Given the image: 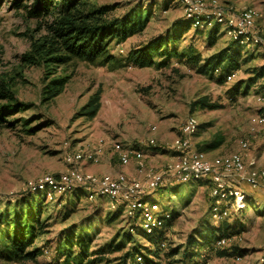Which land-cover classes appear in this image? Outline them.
Instances as JSON below:
<instances>
[{"label": "rangeland", "instance_id": "obj_1", "mask_svg": "<svg viewBox=\"0 0 264 264\" xmlns=\"http://www.w3.org/2000/svg\"><path fill=\"white\" fill-rule=\"evenodd\" d=\"M32 1L25 0L23 7L30 6ZM216 1L232 13L244 8L257 9L262 15L257 28L264 22V0ZM138 5L141 10L150 9V19L142 31L109 46L113 61L106 63L100 58L90 62L72 58L54 64L36 53L35 47L45 35L38 20L30 17L26 8H14L12 0H0V88L7 93L2 103L18 108L7 118L9 125L0 127V209L4 208L6 200L16 201L26 194H39L46 201L42 219L49 216L45 222L46 238L39 239L33 246L41 248L43 254L34 260L10 264H63V260H56L54 251L44 247L45 241L54 240L68 226L91 215L96 207L107 212L116 210L110 206L107 197L89 202L83 194L78 201L60 202V196L51 198L49 189L39 188L43 177L58 179L70 169L64 162L67 154L91 149L99 140L108 145L115 141L142 149L152 156L147 164L161 169L173 156L171 143L179 136L185 121L193 116L200 126L194 137L196 146L209 141L215 134L224 138V144L218 150L208 153L210 158L243 152L241 145L247 142L249 148L243 152L245 160H253L255 167L264 170V129L251 124L252 119L263 115L264 110L257 101L264 93V79L253 80L255 70L264 65L262 50L244 48L242 61L250 60L241 62L231 81L220 83L217 74L212 77L199 74L197 67L188 63V58L196 53L202 59L215 54L228 46L229 36L222 28L217 45L210 48L206 37L192 28L174 45L180 56L172 58L166 66L158 57L154 58L155 64L151 67L134 66L127 61L131 51L154 38L174 33L184 20L185 10L180 1L89 0L87 5L109 9V18L122 17ZM183 23L189 25L186 20ZM204 30L206 34L207 30ZM60 79L64 80L61 94L47 100L46 92L53 81ZM236 84L240 85L237 94L232 91ZM97 92L101 93V106L97 116L88 120L81 116V110ZM201 98H207L210 104L220 108L191 111V104ZM151 139H155V146H150ZM100 164L101 161L96 165L87 163L83 168L92 171ZM92 174L101 176L97 172ZM135 178L138 176L132 177ZM164 187L147 199L160 207V212L154 215L157 222L167 223L164 246L160 248V258L155 260L159 264H184L180 253L187 238L198 237L207 225L217 227L222 223L217 225L210 219L207 181L183 184L169 181ZM246 191L245 207L226 221L234 236L225 247L230 255L220 257L217 251L223 249L215 241L216 252L209 254L202 264H264V191ZM74 206L76 211L66 220L63 217L66 207ZM167 214L169 218H166ZM104 218L105 214L98 218L91 251L121 233L129 232L132 243L122 252L97 256L105 259L98 264H123L124 253L134 245L142 248L143 253L147 248L153 249L141 232L130 230L126 210L111 224ZM233 247L237 251H233ZM172 250L179 253L169 258ZM0 264L6 263L0 260Z\"/></svg>", "mask_w": 264, "mask_h": 264}, {"label": "trees", "instance_id": "obj_2", "mask_svg": "<svg viewBox=\"0 0 264 264\" xmlns=\"http://www.w3.org/2000/svg\"><path fill=\"white\" fill-rule=\"evenodd\" d=\"M25 0H12V6L16 9L26 8L30 17L38 20V24L45 32L37 46L36 53L42 58H49L51 63H64L72 58L94 62L102 58L103 62L113 61L109 54V46L114 42H124L129 37L142 31L150 19V9L141 10V5L131 9L119 18L107 16V8H89V0H33L31 5L23 7ZM165 4V1H164ZM189 22L185 25L183 21ZM175 28L174 33H167L150 40L145 46L131 51L127 61L140 68L151 67L155 64L154 58L158 57L163 66L169 64L172 58L179 57L174 45L192 29V21L184 18ZM180 30L177 32L176 30ZM197 33L206 37L208 47L217 45L222 29L215 25L212 29H195ZM244 48L237 41H229L226 48L202 59L198 53L188 58V63L197 67L199 74L217 76L218 81L224 83L227 78L234 74L240 67L241 62L250 59L242 56ZM251 58V57H250ZM254 81L264 79V65L255 70ZM64 80L53 81L50 89L46 92L47 100L54 99L61 94ZM240 85L236 84L232 91L239 92ZM100 92L90 98L82 108V117L93 120L100 109ZM7 93L0 88V127L9 125L7 118L13 116L18 108L16 105L3 104ZM196 108L216 110L218 105H212L207 98H201L191 104V111ZM264 115V110H263ZM200 126L198 127V129ZM35 132L34 130L30 131ZM197 134V133H196ZM195 134V136H196ZM224 144V138L215 134L209 141L197 145V149L203 153H211L218 150ZM157 148V147H156ZM165 189V187H163ZM161 188V189H163ZM160 189V190H161ZM82 189H74L60 196V202L79 200L83 196ZM45 198V197H44ZM39 194H26L16 201L6 200L4 208L0 209V260L6 264L34 260L43 253L41 248L33 247L39 239L47 236L44 219L43 204L45 199ZM74 207H66L63 217H71L75 212ZM125 204L116 206L114 212H107L101 207H96L93 213L80 222L68 226L54 240H46L44 247L55 252L57 261L63 260V264H98L105 259L97 257L106 253L122 252L127 244L132 243L131 234H118L112 241L105 243L95 251L92 250V242L96 232V225L101 214H105V221L111 224L122 216ZM130 221V230L141 232L151 242L153 249L147 248L144 253L142 248L131 246L123 255V264H138L141 258L143 264H159L156 258H160V248L163 246L167 234V223L156 225L150 233L141 231L139 223L140 213L134 212ZM138 223V224H137ZM226 231V232H225ZM218 235V236H217ZM231 226L223 222L214 227L207 225L204 233L198 237L189 236L185 247H182L181 258L184 264H202L212 252H216V242L220 239L233 238ZM216 241V242H215ZM227 247V246H226ZM217 251L220 257L229 256L225 247ZM206 250V253L202 251ZM233 251H237L235 247ZM179 251L172 250L169 258H173ZM96 256V257H95ZM94 257V258H93ZM92 258V259H91Z\"/></svg>", "mask_w": 264, "mask_h": 264}, {"label": "built area", "instance_id": "obj_3", "mask_svg": "<svg viewBox=\"0 0 264 264\" xmlns=\"http://www.w3.org/2000/svg\"><path fill=\"white\" fill-rule=\"evenodd\" d=\"M179 1L184 7L185 18L192 21V28L210 30L219 25L226 32L225 35L229 36L230 41H237L247 50L258 47L264 57V22L257 28V22L262 18L257 9L244 8L238 13H232L216 0ZM235 75L234 73L229 76L227 80L231 81ZM257 101L264 106V93ZM251 124L264 129V115L253 118ZM198 127L199 123L193 116L185 121L179 136L170 145L173 156L161 169H155L147 164L149 156L142 149L115 141L108 145L99 140L91 149L67 154L64 162L70 169L58 179L43 177L39 188L49 189L48 195L51 198L74 189H82L89 202L107 197L112 208L125 204L128 216L139 212L141 217L139 227L150 233L160 224L154 218V215L160 212V207L157 203L147 201L150 195L163 188L169 181L183 184L205 180L209 183L210 219L219 225L233 215H238L245 207L247 198L245 187L253 191H264V170L255 167L253 160L250 162L245 160L243 152L249 148L247 142L241 145L243 152H234L226 156L210 158L208 154L200 152L194 141ZM149 144L155 146V139H151ZM106 146L111 147L122 167L134 164L138 178L132 179L124 172L98 176L81 170L80 166L83 164H99ZM169 217L167 214L166 218ZM230 242L231 239H220L217 246L223 248ZM137 261L138 264H143L141 258Z\"/></svg>", "mask_w": 264, "mask_h": 264}, {"label": "crops", "instance_id": "obj_4", "mask_svg": "<svg viewBox=\"0 0 264 264\" xmlns=\"http://www.w3.org/2000/svg\"><path fill=\"white\" fill-rule=\"evenodd\" d=\"M150 157H152V156L150 155ZM80 168L83 172H88V173L97 172L101 175H104V174L116 175L118 173L124 172L130 178L137 177V171H136L135 165L131 164L128 167H122L120 165V163L118 162L117 158L114 156V153L112 152V149L110 148V146H106L105 152H104L103 157L101 159L100 166L93 167L94 170H92V171L86 170V168H83V165H81ZM245 188L249 189L248 187H245ZM259 192H262V191L251 190V193H259Z\"/></svg>", "mask_w": 264, "mask_h": 264}]
</instances>
